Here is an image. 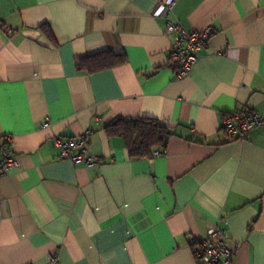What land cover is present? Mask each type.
<instances>
[{"label": "crops", "instance_id": "1", "mask_svg": "<svg viewBox=\"0 0 264 264\" xmlns=\"http://www.w3.org/2000/svg\"><path fill=\"white\" fill-rule=\"evenodd\" d=\"M164 1L0 0V143L19 162L0 176V264H201L211 228L232 264H264V125L222 129L234 109L264 114V0H176L187 29H216L183 77ZM107 51L125 61L78 67ZM119 117L157 119L167 148L131 156L106 131ZM88 129L99 162L60 158L54 137Z\"/></svg>", "mask_w": 264, "mask_h": 264}, {"label": "built area", "instance_id": "2", "mask_svg": "<svg viewBox=\"0 0 264 264\" xmlns=\"http://www.w3.org/2000/svg\"><path fill=\"white\" fill-rule=\"evenodd\" d=\"M176 0H165L154 15L166 20V33L172 37L170 59L176 64L175 73L183 77L191 73L202 57V52L210 37L216 32L212 26L201 30H189L185 25L173 18ZM45 122L44 125H47ZM264 125V114L250 108L234 109L224 115L222 129L231 139L242 138L254 128ZM91 129L79 136H55L54 146L59 149L60 158L69 159L74 163H85L92 166L99 158L92 155L88 149V138ZM12 137L5 136L0 143V176L19 165L12 150ZM193 250L201 264H232L234 252L228 232L222 228H211L208 235L194 239ZM57 254L50 256V264H57Z\"/></svg>", "mask_w": 264, "mask_h": 264}, {"label": "trees", "instance_id": "3", "mask_svg": "<svg viewBox=\"0 0 264 264\" xmlns=\"http://www.w3.org/2000/svg\"><path fill=\"white\" fill-rule=\"evenodd\" d=\"M45 30L54 40L55 37L50 27L46 26ZM124 61L125 56L107 51L80 58L77 60V65L81 69L98 71ZM106 131L110 135L124 137L133 157L152 156L155 150L163 152L167 148L173 134L167 126L160 123L157 119L148 117H119L106 126Z\"/></svg>", "mask_w": 264, "mask_h": 264}]
</instances>
